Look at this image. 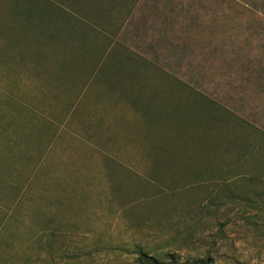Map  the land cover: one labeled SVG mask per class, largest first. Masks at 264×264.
I'll list each match as a JSON object with an SVG mask.
<instances>
[{
  "label": "rangeland",
  "instance_id": "rangeland-1",
  "mask_svg": "<svg viewBox=\"0 0 264 264\" xmlns=\"http://www.w3.org/2000/svg\"><path fill=\"white\" fill-rule=\"evenodd\" d=\"M262 77L264 0H0V264H264Z\"/></svg>",
  "mask_w": 264,
  "mask_h": 264
},
{
  "label": "crops",
  "instance_id": "crops-1",
  "mask_svg": "<svg viewBox=\"0 0 264 264\" xmlns=\"http://www.w3.org/2000/svg\"><path fill=\"white\" fill-rule=\"evenodd\" d=\"M256 88L249 93L248 100L242 102L244 103L243 114H235L236 120L241 124L236 123L235 126L234 149L240 150L238 153L243 159L248 157L257 160L261 156L258 161L264 162V84L261 83ZM255 110L257 114L254 113Z\"/></svg>",
  "mask_w": 264,
  "mask_h": 264
},
{
  "label": "trees",
  "instance_id": "trees-1",
  "mask_svg": "<svg viewBox=\"0 0 264 264\" xmlns=\"http://www.w3.org/2000/svg\"><path fill=\"white\" fill-rule=\"evenodd\" d=\"M154 264H158V262L157 261H155V263Z\"/></svg>",
  "mask_w": 264,
  "mask_h": 264
}]
</instances>
